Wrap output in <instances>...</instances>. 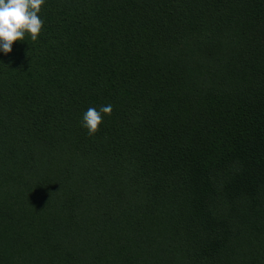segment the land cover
Listing matches in <instances>:
<instances>
[{
  "label": "trees",
  "instance_id": "trees-1",
  "mask_svg": "<svg viewBox=\"0 0 264 264\" xmlns=\"http://www.w3.org/2000/svg\"><path fill=\"white\" fill-rule=\"evenodd\" d=\"M39 15L0 55V264H264V0Z\"/></svg>",
  "mask_w": 264,
  "mask_h": 264
},
{
  "label": "clouds",
  "instance_id": "clouds-1",
  "mask_svg": "<svg viewBox=\"0 0 264 264\" xmlns=\"http://www.w3.org/2000/svg\"><path fill=\"white\" fill-rule=\"evenodd\" d=\"M46 0H0V55L9 56L16 42L30 36L37 41L43 28L40 11ZM113 106L107 104L99 110L90 107L83 113L81 127L89 136L100 130L104 116H110Z\"/></svg>",
  "mask_w": 264,
  "mask_h": 264
}]
</instances>
